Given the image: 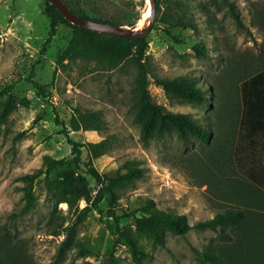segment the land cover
Returning <instances> with one entry per match:
<instances>
[{
	"label": "rangeland",
	"instance_id": "rangeland-1",
	"mask_svg": "<svg viewBox=\"0 0 264 264\" xmlns=\"http://www.w3.org/2000/svg\"><path fill=\"white\" fill-rule=\"evenodd\" d=\"M62 2L90 18L102 17L134 29L147 5L150 12L149 0ZM227 3L233 5L241 26L222 0H188L197 32L173 29L168 36L160 25L156 0H152L153 23L145 36L150 77L196 81L209 93L211 108L169 101L153 85L149 92L168 111L189 115L209 128L213 141L183 144L172 135L152 139L144 146L130 112L134 68L105 72L96 70L93 63L70 61L74 52L67 47L71 32L63 24L41 54L50 36L43 0H0V107L8 94L15 104L0 126V233L14 237L31 264H136L131 247L106 214L105 200L96 199L100 186L84 173V166L81 174L91 190L90 209L66 248H60L65 239L61 228L72 225L77 212H69L64 203L54 208L42 176L32 183L33 209L16 217L28 186L24 176L55 166L49 175L53 180L69 166L66 137L80 144L109 141V149L97 159L89 162V154L83 153L87 168L102 176L114 175L125 167L136 166L142 171L131 185L117 190L114 208L116 215L124 216L119 230L141 253L137 255L140 264H196L193 249L202 252L210 244L222 243L215 232L192 229L183 236L165 232L163 246H157L139 236L134 219L141 212L144 198L159 210L183 215L189 226L212 218L223 206L218 186L208 181L201 163L216 151L214 146L230 142L231 123L225 116L230 114V104L234 107L238 103L240 81L264 70V0ZM160 4L163 6V1ZM123 45L129 56L135 54L131 51L133 44ZM198 45L205 48V56L196 54L194 48ZM83 111L100 112L104 130L82 131L78 114ZM85 206L80 201L77 209Z\"/></svg>",
	"mask_w": 264,
	"mask_h": 264
},
{
	"label": "trees",
	"instance_id": "trees-1",
	"mask_svg": "<svg viewBox=\"0 0 264 264\" xmlns=\"http://www.w3.org/2000/svg\"><path fill=\"white\" fill-rule=\"evenodd\" d=\"M161 1L163 6L160 4ZM214 1L209 0L210 3ZM222 1L228 7L229 13H233V5L227 3V0ZM43 2L44 15L49 21L50 36L43 43L41 54L45 53L57 27L63 24L71 32L67 47L74 52L69 56L70 61L81 60L93 63L96 70L105 72L119 67L122 70L128 66L134 68L129 98L130 112L139 129L142 145L146 146L152 139L172 135H175L183 144L192 141L203 144L212 143L213 134L209 128L200 125L189 115L170 112L154 101L149 92L151 85L161 89L169 101L211 108V104L207 101L209 93L199 87L196 81L187 77L172 79L150 77L145 62L148 50L146 37L129 39L100 34L71 25L46 0ZM187 2L188 0H156L158 13H160L159 22L168 36H171L173 29L197 32L196 23ZM64 5L74 15L83 19L120 26L102 17L90 18L84 12L74 11L66 3ZM232 17L241 26L234 13ZM124 43L133 44L131 47V51L135 53L133 56H129ZM194 50L198 56H205L203 46H195ZM10 90L11 87L8 86L7 92ZM14 107V99L8 94L0 107V126L6 122ZM229 110L230 114L225 116L231 123L229 144L222 147L214 146L217 148L216 151L206 156L207 162L201 163L204 171L208 173V181L218 186L221 192L220 198L223 202L221 210H218L212 218L189 226L183 215L159 210L151 200L144 198L141 212L134 221L140 237H146L161 247L165 232L176 236H183L192 229L217 233L221 244L218 240L219 243L210 244L202 252L192 250L196 257V264H264V70L240 81L238 103L234 107L230 104ZM78 122L84 132H100L105 127L102 114L98 111L80 112ZM66 141L70 147L69 166L56 174L53 180H49V175L55 166L22 178L28 186L23 194L24 204L16 217L23 216L33 209L35 197L32 183L42 176L45 180L46 192L54 208L57 204L64 203L69 212H77L76 221L72 225L65 228L59 227L62 232H65V239L60 248L61 250L66 248L73 242L76 227L90 209L87 205L90 202L91 190L81 174L83 172L81 166H84L86 167L84 173L90 175L100 186L96 199L105 200L107 216L113 221L118 235L131 247L135 263L140 264L137 255L141 253L137 252L131 239L123 236L119 230L120 220L124 216L116 215L114 208L118 201L117 190L131 185L141 176L142 171L133 166L117 170L114 175L102 176L94 169L87 168L83 153L89 154V162L90 159L99 158L109 149L110 143L107 139L87 144H80L68 137ZM80 201H84L86 206L78 210L77 205ZM51 235H54V232H51ZM0 264H31V259L14 237L9 238L0 233Z\"/></svg>",
	"mask_w": 264,
	"mask_h": 264
},
{
	"label": "water",
	"instance_id": "water-1",
	"mask_svg": "<svg viewBox=\"0 0 264 264\" xmlns=\"http://www.w3.org/2000/svg\"><path fill=\"white\" fill-rule=\"evenodd\" d=\"M50 5H52L71 25L82 27L100 34L113 35L123 38L136 39L145 37L152 28L153 23V4L150 1V12L148 14V20L145 26L139 30H135L134 27L127 26H113L108 24L97 23L94 21H89L74 15L72 12L66 8L61 0H46Z\"/></svg>",
	"mask_w": 264,
	"mask_h": 264
},
{
	"label": "bare ground",
	"instance_id": "bare-ground-1",
	"mask_svg": "<svg viewBox=\"0 0 264 264\" xmlns=\"http://www.w3.org/2000/svg\"><path fill=\"white\" fill-rule=\"evenodd\" d=\"M148 13H149V6L147 5V6H146V10H145V14H144V16L142 17L141 22H139L138 25L135 27V30H139V29H141V28L145 25V20H146V17H148V16H147ZM147 20H148V19H147Z\"/></svg>",
	"mask_w": 264,
	"mask_h": 264
}]
</instances>
